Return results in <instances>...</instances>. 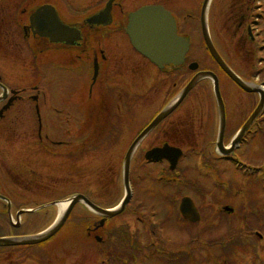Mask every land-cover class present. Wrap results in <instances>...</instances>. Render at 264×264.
Returning <instances> with one entry per match:
<instances>
[{"label":"flooded vegetation","instance_id":"flooded-vegetation-1","mask_svg":"<svg viewBox=\"0 0 264 264\" xmlns=\"http://www.w3.org/2000/svg\"><path fill=\"white\" fill-rule=\"evenodd\" d=\"M214 1L0 0V42L7 49L9 46L26 48L40 76L42 70L48 69L64 79V84L53 92L49 105L51 125L63 135L42 137L38 132L36 135L39 142L51 145L44 150L57 160L61 169L78 171L83 167H98L104 154L114 149L123 148L125 155L141 130L165 111H168L166 115L145 134V148L139 153L137 148L135 156L132 155L140 159L141 165H155L162 167L161 171L166 170L169 165L166 159L145 160L144 156L149 150L170 145L182 150L175 170L178 175L187 168L189 171L201 170L205 181L212 182L209 176L225 175L228 168L238 164L255 167L253 161L239 162L236 152L241 142L229 153L219 152L217 147L218 135H221L220 107L214 93L213 79L214 76L217 79L223 102L222 143L225 146L233 135H237L233 134L229 126L231 110L224 96L226 83L229 88L234 83L207 51L202 25L205 21L214 44L213 26L219 24V17L226 9V22L233 30V36L244 46L249 44L243 52L239 48V54L254 56L255 59L262 50L261 41H264L261 13L264 10L259 0H224L218 5ZM146 5H158L168 10L175 20L177 33L189 41V49L181 64L158 66L131 46L125 32L129 14ZM37 11L38 16L31 24V17ZM57 23L75 29L78 37L73 38L72 32L58 35ZM237 47L239 45L235 46V50ZM196 54H201L203 58L197 59ZM219 54L230 67L223 55ZM256 74L252 73L250 77L255 79ZM239 77L248 83L252 82V89L258 88L259 77L257 81ZM193 79H196L195 82L183 98L172 106ZM32 88L35 93L29 97L32 99L37 96L38 102L41 91L36 85ZM237 88L249 102L246 120L258 106L259 93ZM19 94L14 95L16 99L20 97ZM10 96L9 93L0 107ZM36 120L38 124L37 115ZM60 124H64V129H59ZM212 135L215 137L212 138ZM243 135H264V106L257 110ZM200 137L204 141L198 146L196 138ZM245 155H249L248 150ZM191 159H194L193 163H190ZM258 165L263 169L262 157L258 158ZM97 183L99 188L95 197L85 191L82 194L90 202L99 205L97 203L106 194L101 190L103 184L100 181ZM83 205L86 209L81 214L85 225L84 245L92 246L95 243L100 247L98 252L113 262V245L121 241L122 246L129 249L128 242L135 244L136 240L128 229L122 225L111 226L110 221L114 217L100 225L102 216L92 213ZM121 232H124L123 236L119 235Z\"/></svg>","mask_w":264,"mask_h":264},{"label":"rangeland","instance_id":"rangeland-1","mask_svg":"<svg viewBox=\"0 0 264 264\" xmlns=\"http://www.w3.org/2000/svg\"><path fill=\"white\" fill-rule=\"evenodd\" d=\"M214 2L218 5L224 0ZM261 13L264 14V11ZM226 14L225 9L219 17V24L213 26L216 49L237 74L250 79L252 73L255 75L257 71L264 83V41H261L262 50L256 60L254 56L239 54V48L243 52L249 44L244 46L243 42H238V38L235 39L233 30L226 22ZM236 45L239 47L235 50ZM30 57L26 48L9 46L7 49L0 42L2 83L9 90H18L21 98L14 100L8 111L0 117V195L9 203L7 209V202L5 204L0 199V236L6 237L31 236L44 230L58 216L56 203L84 191L95 197L98 181L103 184L101 190L106 194L97 203L99 207L114 209L124 195L123 169L120 167L123 148L105 153L98 167H83L78 171L61 169L56 159L40 149L43 146L40 147L36 139L35 101L29 97L35 93L32 87L36 85L42 92L37 102L40 135L62 136V132L55 131L51 125L49 105L53 92L64 84V79L48 69L42 70L40 76ZM195 57L203 58L201 54ZM224 96L231 110L229 126L236 134L254 111L244 120L249 102L235 85L229 88L226 83ZM59 129H64V124H60ZM196 139L198 146H201L204 138ZM44 145L49 147L48 144ZM145 145L146 140L142 139L133 155ZM241 147L236 152L239 162L253 161L255 167L238 164L237 167L228 168L225 175L209 176L212 182L205 181L201 170L189 171L187 168L181 175L176 171L177 175L165 185L159 179L166 178L167 170L161 171L162 167L155 165H141L140 159L132 156L134 160L128 175L132 196L124 210L115 215L110 224L128 229L139 245V254L142 252L143 255L132 257L131 260L114 255L115 258L111 257L114 264H166L159 257L161 250L174 256L177 252H184V257L192 259L185 264H264V165L263 169L258 165V158L264 159V135H246ZM247 150L249 155H245ZM193 162L194 159H191L190 163ZM177 183L179 193L178 187L177 190L174 187ZM183 195L192 198L200 213V219L194 224L182 219L179 214L178 203ZM53 202L55 204L50 205ZM226 205L234 209L233 213H225L223 207ZM19 209L33 211L17 215ZM85 210L83 204H77L70 216L80 217ZM244 216L248 219V225L263 235L258 243V253L252 254L248 248L242 251L239 247L230 250L225 246L231 235L237 236L246 226ZM69 219L57 236L41 249L38 245L33 246L38 249L12 250L0 247V264H112L108 256L98 252L100 247L95 244L88 247L83 245L75 236ZM128 251L131 254L130 249Z\"/></svg>","mask_w":264,"mask_h":264},{"label":"water","instance_id":"water-1","mask_svg":"<svg viewBox=\"0 0 264 264\" xmlns=\"http://www.w3.org/2000/svg\"><path fill=\"white\" fill-rule=\"evenodd\" d=\"M38 11L34 13L31 17V24H33V20L36 19L38 16ZM54 24V22H52ZM51 28H54L51 27ZM49 30V29H48ZM56 30L58 35H62L64 32L70 33L72 32L73 38L78 37V32L75 29H71L68 27H63L59 23L56 24ZM126 32L129 36L130 42L132 46L141 54L146 56L155 64L162 66L163 64H180L184 60V56L186 51L188 50V41L179 36L176 32V25L174 20L172 19L170 13L163 9L160 6H143L140 9L132 12L129 15L128 25L126 27ZM203 35L205 38V44L215 60L219 63L222 69L232 78V80L240 86L242 89L246 91L252 90L250 86H248L244 81H242L234 72L226 66L223 62L221 57L218 55L217 51L215 50L214 46L212 45L205 25H203ZM196 79H193L189 85L182 91L181 95L174 103L175 106L179 100H181L186 93V91L191 87V85L195 82ZM3 97L5 98L7 94V89L3 86ZM215 93L216 98L220 107V130L218 135V148L222 152H229L232 151L233 148L237 145L242 134L246 130V128L250 125L253 118L256 116L257 110H259L264 101V96L262 94L260 98V102L256 110L251 114L248 121L243 125L240 129L238 135H235L231 142L230 149H226L222 146V132L224 127V114H223V103L219 94L217 83L215 82ZM262 93V91H261ZM12 99H9L7 104L3 107V109L8 108ZM170 107L169 109H171ZM2 111H0L1 113ZM168 111H165L158 117H156L132 142L128 151L124 157V165H123V180L125 186V196L120 202V204L114 209H104L99 206L94 205L89 200H87L82 194H74L68 199V205L65 208L64 212L57 217L55 222L48 227L46 230L42 231L33 236L27 237H0V246H13V245H32L37 244L42 241L47 240L53 234H55L61 226L64 224L65 220L67 219L68 214L70 213L71 209L77 202H83L88 207H90L93 211L99 213L103 216L102 221H100V225H103L106 218L113 217L119 213H121L130 199L131 190L129 187L128 182V175H129V163L132 152L134 148L139 143V141L145 136V134L152 129L158 121L166 115ZM181 156V150L176 147L171 146H163L161 148H154L145 154L146 159H155L161 160L166 158L170 163V169H174L176 167L177 161ZM226 211H232L230 207H224ZM179 211L183 217H185L188 221L195 222L199 219V214L196 211L192 200L189 197H183L179 203ZM98 240L99 238L96 237Z\"/></svg>","mask_w":264,"mask_h":264},{"label":"trees","instance_id":"trees-1","mask_svg":"<svg viewBox=\"0 0 264 264\" xmlns=\"http://www.w3.org/2000/svg\"><path fill=\"white\" fill-rule=\"evenodd\" d=\"M69 218H70L69 222L72 224V226L74 228L75 236L83 243V238H84L83 230H84L85 225L82 221V217L81 216L80 217L70 216ZM247 223H245L246 227L248 226ZM247 231H248V228H247L246 232L241 230L237 236L231 235V237L229 239H227L228 245H225L226 247L227 246L229 247L227 249L233 250V249H236L237 247H239L240 250L247 251V248H248L252 254L258 253L259 239ZM119 235L123 236L124 232H121ZM241 236H243V238ZM119 242L120 243L117 244L116 246L113 245V252H112L111 256L112 255H113V257L118 256L120 258L129 257V259L131 260L132 255H135V256L138 255V253H139V247L138 246L139 245H138L137 241L135 242L134 245L131 242H128L127 248L130 249L131 254L129 253L128 249H126V247L122 246L121 241H119ZM132 251H133V254H132ZM159 252L160 251H158V253ZM114 255H116V256H114ZM159 257L162 260V262H165L166 264H185V263H189L192 260V259H187L186 257H184V252H177L176 255L174 256L171 253H165L164 251L161 250ZM113 264H114V261H113Z\"/></svg>","mask_w":264,"mask_h":264},{"label":"bare ground","instance_id":"bare-ground-1","mask_svg":"<svg viewBox=\"0 0 264 264\" xmlns=\"http://www.w3.org/2000/svg\"><path fill=\"white\" fill-rule=\"evenodd\" d=\"M67 203H68L67 201H60L57 203L59 215L63 213V211L65 210L67 206Z\"/></svg>","mask_w":264,"mask_h":264}]
</instances>
